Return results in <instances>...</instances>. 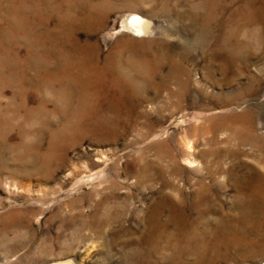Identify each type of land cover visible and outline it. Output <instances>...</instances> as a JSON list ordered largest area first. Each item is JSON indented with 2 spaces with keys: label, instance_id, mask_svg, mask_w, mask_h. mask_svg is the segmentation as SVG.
I'll use <instances>...</instances> for the list:
<instances>
[{
  "label": "rangeland",
  "instance_id": "374dc122",
  "mask_svg": "<svg viewBox=\"0 0 264 264\" xmlns=\"http://www.w3.org/2000/svg\"><path fill=\"white\" fill-rule=\"evenodd\" d=\"M0 264H264V0H0Z\"/></svg>",
  "mask_w": 264,
  "mask_h": 264
},
{
  "label": "bare ground",
  "instance_id": "6f19581e",
  "mask_svg": "<svg viewBox=\"0 0 264 264\" xmlns=\"http://www.w3.org/2000/svg\"><path fill=\"white\" fill-rule=\"evenodd\" d=\"M152 22L143 20V18L139 16H134L132 19V25L138 30V31H144L148 32L152 29Z\"/></svg>",
  "mask_w": 264,
  "mask_h": 264
}]
</instances>
